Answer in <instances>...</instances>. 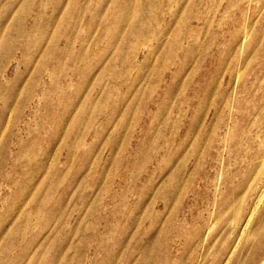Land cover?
I'll list each match as a JSON object with an SVG mask.
<instances>
[{
    "label": "rangeland",
    "instance_id": "rangeland-1",
    "mask_svg": "<svg viewBox=\"0 0 264 264\" xmlns=\"http://www.w3.org/2000/svg\"><path fill=\"white\" fill-rule=\"evenodd\" d=\"M263 155L264 0H0V264H264Z\"/></svg>",
    "mask_w": 264,
    "mask_h": 264
},
{
    "label": "bare ground",
    "instance_id": "bare-ground-1",
    "mask_svg": "<svg viewBox=\"0 0 264 264\" xmlns=\"http://www.w3.org/2000/svg\"><path fill=\"white\" fill-rule=\"evenodd\" d=\"M262 158H264V155L262 156ZM261 198H262V197H261ZM258 200H260V199H258ZM257 204H258V203L256 202L255 205L257 206ZM255 205H254V206H255ZM254 210H255V209H254ZM251 216H252V214H250V216H249V218H248L246 224H247L248 221L250 220ZM242 223H243V222H242ZM242 226H243V225H242ZM245 226H246V225H245ZM245 226H244V227H245ZM242 229H243V228H242ZM242 231H243V230H242ZM238 236H239V235H238ZM240 236H242V233H240ZM229 242H230V241H229ZM231 246H232V245H231Z\"/></svg>",
    "mask_w": 264,
    "mask_h": 264
}]
</instances>
